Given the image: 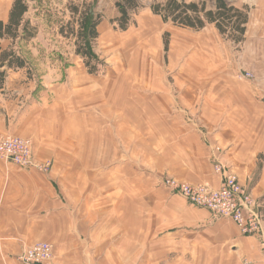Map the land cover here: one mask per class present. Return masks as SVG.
<instances>
[{"label":"crops","instance_id":"crops-1","mask_svg":"<svg viewBox=\"0 0 264 264\" xmlns=\"http://www.w3.org/2000/svg\"><path fill=\"white\" fill-rule=\"evenodd\" d=\"M232 2L249 11L239 58L227 64L224 36L207 24L188 52V82L181 71L171 84L148 47L130 69L8 74L0 136L31 139L35 160L52 165L0 159V264H20L36 241L53 245L47 264H264V236L161 183L217 188L222 162L264 212V0ZM241 66L255 79L240 83ZM177 87L188 102H175Z\"/></svg>","mask_w":264,"mask_h":264},{"label":"rangeland","instance_id":"rangeland-1","mask_svg":"<svg viewBox=\"0 0 264 264\" xmlns=\"http://www.w3.org/2000/svg\"><path fill=\"white\" fill-rule=\"evenodd\" d=\"M163 1L140 0V8L133 13L134 24L126 31H122L117 22L114 21L118 16L114 0H29L30 9L26 14V18L31 22L30 29H34L35 36L31 40L21 43V53L28 63V77H31L33 74L38 77V75H45L49 71L60 74V72L68 69L70 66H73L74 69L82 66L88 70L85 65V59L76 53L77 38L73 31L76 33L78 31L79 14L72 10L74 5L80 6L82 9L83 3L86 2L95 4L96 11L102 17V21L98 26V32H101H99V37L93 43L95 52L101 61H103V64H98L99 71L106 69L107 66L130 69L133 67V64L140 60L139 56L147 52L146 47H148L150 49L149 53L160 55V69L164 71V75L167 76L171 84L175 80V75H178L181 71L179 79L188 82V72H186L188 71V52L190 53V50L195 48V38L202 37L203 35L195 32V30L193 32L188 30V28L165 23L160 16L153 14L150 8L151 4ZM9 3H11V0H0V18H7V5ZM166 33L169 34L168 51L165 50L164 46ZM108 37L111 39L106 41ZM224 39L226 40V55H230V58L226 60L229 65L234 58L232 54L235 55L237 51H240V44L225 37ZM147 43H149V46L145 45ZM108 48L110 49L108 50ZM104 54L107 55V61L102 58ZM238 58L235 55V59ZM95 63L93 60L92 65H95ZM137 65H139L138 62ZM244 66H246L245 63ZM184 70L186 71L184 72ZM243 70L247 69L241 66V71ZM54 78H50L49 80ZM239 80L242 84L247 81L240 78ZM40 86L42 84L38 83L36 89ZM174 96L175 98L173 97V99H175L177 104H182L183 100L188 102V94L182 93L178 87L175 90ZM50 164L52 165V163ZM225 166L231 171L229 166ZM166 178L179 183H188V181H179L166 175L162 177L161 183ZM245 188L247 189V187ZM170 191L172 194L189 201L188 198L178 192ZM262 207L260 204L259 211L264 216Z\"/></svg>","mask_w":264,"mask_h":264},{"label":"trees","instance_id":"trees-1","mask_svg":"<svg viewBox=\"0 0 264 264\" xmlns=\"http://www.w3.org/2000/svg\"><path fill=\"white\" fill-rule=\"evenodd\" d=\"M118 16L114 20L122 31L134 24L133 13L141 6L140 0H114ZM153 14L161 17L163 22L174 26L203 29L207 24L216 25L219 32L227 39L241 44L248 22V7L238 8L232 0H164L150 6ZM29 0H13L6 19L0 18V91H4L8 74L11 71L28 68L22 55V42L31 40L34 29L26 18L29 12ZM73 12L79 14L76 53L85 59L88 72L97 73L98 64H103L94 50L93 43L99 37L98 26L102 21L96 6L84 2L82 9L74 5ZM165 50L169 49V34L164 39ZM93 60L96 62L92 65Z\"/></svg>","mask_w":264,"mask_h":264},{"label":"built area","instance_id":"built-area-1","mask_svg":"<svg viewBox=\"0 0 264 264\" xmlns=\"http://www.w3.org/2000/svg\"><path fill=\"white\" fill-rule=\"evenodd\" d=\"M240 79L253 80V72L243 70L238 73ZM0 159L22 168L47 170L50 162L38 163L33 154L32 140L15 135L0 136ZM215 172L221 178V184L215 188L207 183H179L170 178L163 184L178 192L195 206L210 210L220 217L233 220L242 234L264 236V216L259 211L260 203L240 183L237 175L218 162ZM54 256L53 245L48 241H36L27 245L18 256L20 264H47Z\"/></svg>","mask_w":264,"mask_h":264}]
</instances>
